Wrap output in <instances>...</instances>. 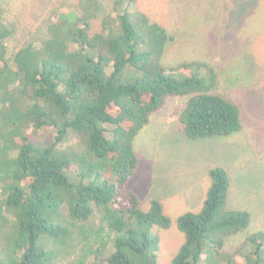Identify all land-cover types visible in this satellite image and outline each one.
I'll return each instance as SVG.
<instances>
[{
	"label": "trees",
	"instance_id": "16d2710c",
	"mask_svg": "<svg viewBox=\"0 0 264 264\" xmlns=\"http://www.w3.org/2000/svg\"><path fill=\"white\" fill-rule=\"evenodd\" d=\"M135 5L114 0L100 20L99 0H82L55 15L45 41L11 48L0 1V241L11 264H56L78 247L84 256L83 245L95 260L112 246L103 264H158L156 229L173 220L158 200L142 210L126 188L139 164L136 138L171 97L187 98L179 122L188 140L242 129L240 107L215 91L217 67L169 65L176 36ZM209 177L202 209L177 219L185 241L171 264H264V231L235 253L226 249L252 216L228 208L224 167Z\"/></svg>",
	"mask_w": 264,
	"mask_h": 264
},
{
	"label": "rangeland",
	"instance_id": "374dc122",
	"mask_svg": "<svg viewBox=\"0 0 264 264\" xmlns=\"http://www.w3.org/2000/svg\"><path fill=\"white\" fill-rule=\"evenodd\" d=\"M0 1L12 30L8 45L14 48L45 41L55 15L69 12L82 0ZM99 4L100 20L113 13L114 0ZM135 7L176 36L165 57L169 65L201 60L217 67L215 91L240 107L243 126L231 136L188 140L179 122L187 98H169L135 140L139 164L126 188L137 195L142 210L158 200L172 218L170 229H156L158 264H171L185 241L178 217L202 209L211 185L209 171L224 167L230 176L228 208L252 216L250 226L227 242L226 249L235 253L245 238L264 231V0H136ZM124 207H129L125 200ZM97 220L98 212L91 223ZM53 244L44 236L39 239L49 252ZM82 248L84 256L78 247L59 256L56 264H103L113 251L110 246L95 260L88 246ZM12 259L9 244L0 241V262L11 264Z\"/></svg>",
	"mask_w": 264,
	"mask_h": 264
}]
</instances>
